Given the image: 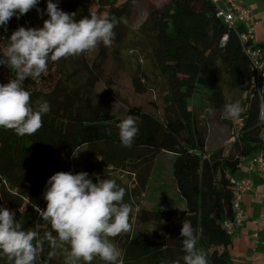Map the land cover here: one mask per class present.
I'll list each match as a JSON object with an SVG mask.
<instances>
[{
  "label": "trees",
  "instance_id": "trees-1",
  "mask_svg": "<svg viewBox=\"0 0 264 264\" xmlns=\"http://www.w3.org/2000/svg\"><path fill=\"white\" fill-rule=\"evenodd\" d=\"M139 1L59 0V8L75 13L77 19L108 14L116 23L115 40L111 47L101 45L79 56L49 62L41 77L24 81L32 93L33 106L45 100L51 111L35 134L19 136L14 130L0 129V206L14 211L26 229L43 233L46 226L37 208H46L43 192L53 174L87 172L95 182L109 173L131 169L143 185L155 157L165 152L173 157L170 172L183 207L142 211L138 216L151 227L150 235L122 233L115 237L124 238L123 264H184L180 231L186 221L195 229L197 247L205 252L209 264H229L232 231L228 232L225 224L234 219L231 177L243 159L264 150L259 99L254 90L249 91L250 61L235 29L217 17L210 2L167 0L149 14L144 27L150 38L152 66L164 81L163 116L139 107L127 108L123 116L103 112L115 95L106 88L96 94V87L104 78L109 55L128 39L126 22ZM46 2L41 0L20 19L13 17L7 31L0 28V38L6 41L21 26L42 27L48 17L41 16L37 9L45 10ZM223 36L226 41L222 44ZM255 44L264 47V43ZM3 49L0 43V52ZM1 69L5 75L0 83L15 78L14 70L6 66ZM132 84L137 92H144L139 77H133ZM198 96L227 121L223 113L226 97L243 106L241 118L236 120L240 128L228 155L207 152L197 117L189 109V103ZM129 115L136 119L140 131L132 147L126 148L120 142L117 124ZM79 151L83 152L85 167L76 172L72 163ZM123 188V201L127 203L132 195ZM52 251L45 244L40 264H63V249L50 256ZM0 264H8L7 258L0 256Z\"/></svg>",
  "mask_w": 264,
  "mask_h": 264
},
{
  "label": "clouds",
  "instance_id": "clouds-1",
  "mask_svg": "<svg viewBox=\"0 0 264 264\" xmlns=\"http://www.w3.org/2000/svg\"><path fill=\"white\" fill-rule=\"evenodd\" d=\"M41 0H0V28L7 31L9 21L20 19ZM37 12L48 19L42 27H19L5 41L0 66L16 72L8 83H0V129L14 130L19 136L35 134L43 117L51 111L45 100L31 102V91L24 86L29 78H39L49 62L75 57L97 47H111L116 33L115 21L108 14H92L77 19L75 13L59 8V0H47L46 9ZM243 106L226 97L223 113L228 120H239ZM122 146L131 148L139 134L136 119L129 115L117 124ZM125 189L116 180L99 178L93 182L87 172H57L46 182L39 208L45 231L26 229L16 213L0 206V256L8 264H40L45 244L56 254L63 249V264H123L122 251L112 238L131 230L132 207L123 201ZM180 241L184 264H209L205 252L197 247L196 231L190 222L182 223ZM179 264V262H177Z\"/></svg>",
  "mask_w": 264,
  "mask_h": 264
},
{
  "label": "rangeland",
  "instance_id": "rangeland-1",
  "mask_svg": "<svg viewBox=\"0 0 264 264\" xmlns=\"http://www.w3.org/2000/svg\"><path fill=\"white\" fill-rule=\"evenodd\" d=\"M122 1L120 0V2ZM166 1L142 0L135 3L132 14L126 22L130 31L129 37L120 47H117L116 52L109 55L104 66V78L96 87V94L106 88L115 95L114 101L103 107V112L123 116L127 108L139 107L146 113L163 116L166 104L164 81L152 66L149 55L150 38L144 27L149 14L158 10ZM262 26H264V22ZM4 75V69H1L0 78ZM57 76L55 74L56 78ZM133 77L141 79V84L145 87L144 92L139 93L135 90L132 84ZM189 109H193L197 117L198 128L204 136L207 152L220 151L222 155H228L240 128V122L224 120L219 113L211 110L200 96L194 97L189 103ZM82 153V151L77 152L73 159V170L76 172L85 167ZM172 158V155L168 153H159L153 161L150 172H146L148 176H146L147 179L143 185L138 181V177L134 178L131 169L109 173L107 176L101 177V179H114L119 186L126 187L128 192L130 190L132 198L127 203L132 207L130 215L132 228L127 232L128 236L144 232L151 234V227L143 224L139 219L138 215L142 211L183 207L182 199L175 192L170 172ZM123 239L115 237L113 239L120 249ZM60 258L64 261V254L60 255ZM100 262L97 259L92 264Z\"/></svg>",
  "mask_w": 264,
  "mask_h": 264
},
{
  "label": "built area",
  "instance_id": "built-area-1",
  "mask_svg": "<svg viewBox=\"0 0 264 264\" xmlns=\"http://www.w3.org/2000/svg\"><path fill=\"white\" fill-rule=\"evenodd\" d=\"M216 11V15L230 28L235 29L239 41L243 47L245 55L248 57L251 66V89L255 91L259 99L258 118L263 125L262 137L264 138V47H259L254 41L253 33L256 26L255 17L252 10L244 6L241 0H207ZM241 28V29H240ZM226 36H223L221 43H225ZM247 162L248 173L257 172L264 177V154L262 151L255 155L243 159ZM233 191L232 208L234 219L232 223H226L228 232H231L234 226L238 225L243 219V212L240 208L242 195L251 189L250 178L241 181L231 179ZM257 241V235H253ZM246 264H255L254 260L248 259Z\"/></svg>",
  "mask_w": 264,
  "mask_h": 264
},
{
  "label": "crops",
  "instance_id": "crops-1",
  "mask_svg": "<svg viewBox=\"0 0 264 264\" xmlns=\"http://www.w3.org/2000/svg\"><path fill=\"white\" fill-rule=\"evenodd\" d=\"M241 1L252 10L255 17L254 41L264 43V0ZM262 152L264 154V150ZM246 167L247 162L242 163L231 177L236 181L250 178L252 186L241 198L240 208L244 219L232 230L229 264H246L251 258L255 264H264V177L257 172L248 173ZM254 234L257 235V241Z\"/></svg>",
  "mask_w": 264,
  "mask_h": 264
}]
</instances>
